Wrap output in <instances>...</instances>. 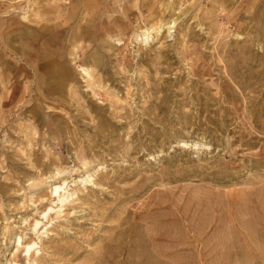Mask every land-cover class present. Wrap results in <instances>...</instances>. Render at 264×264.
I'll return each mask as SVG.
<instances>
[{"label": "rangeland", "instance_id": "1", "mask_svg": "<svg viewBox=\"0 0 264 264\" xmlns=\"http://www.w3.org/2000/svg\"><path fill=\"white\" fill-rule=\"evenodd\" d=\"M0 264H264V0H0Z\"/></svg>", "mask_w": 264, "mask_h": 264}, {"label": "bare ground", "instance_id": "2", "mask_svg": "<svg viewBox=\"0 0 264 264\" xmlns=\"http://www.w3.org/2000/svg\"><path fill=\"white\" fill-rule=\"evenodd\" d=\"M26 18V17H25ZM176 22H177V20L176 19H173V20H171V21H166L165 23H163L162 25L160 24V26H154V25H146V27H145V29L144 30H140L137 34H136V38H137V40L139 41V42H144V43H148L149 42V40L151 39V34L153 33V31H156L157 33H160L161 31H162V28H165V29H167V30H169V34L171 35L173 32H171L172 31V29L173 28H175V26H176ZM25 38V37H24ZM29 39V38H28ZM30 40V39H29ZM117 40V39H116ZM30 47V46H29ZM61 71H62V73H61V71H58V75H60L61 74V76H60V78H58V80L60 79L61 80V82L67 77L66 76V73H65V70H64V68H63V70L62 69H60ZM57 79V78H56ZM69 80V79H68ZM66 81V80H65ZM4 84V83H3ZM65 84V83H64ZM5 85V84H4ZM183 144V143H182ZM90 177V176H89ZM84 180H86L85 178H84ZM63 189V187L61 186V185H56L55 187H54V189H53V193L55 194V196H57V198H58V200H59V202L61 203V204H63L69 197H70V195H68V193H64V194H62L63 192L61 191ZM65 190V189H64ZM62 192V193H61ZM48 212V211H47ZM39 221H37L36 223H35V229H38V227H39ZM20 238V237H19ZM31 242V241H30ZM34 242V241H33ZM18 243H19V246H22L23 245V243L24 242H22V240H21V238L20 239H18ZM35 245H36V243H28V244H26V246H25V253H26V255L28 256V258H30L31 256V252H32V250L35 248Z\"/></svg>", "mask_w": 264, "mask_h": 264}]
</instances>
